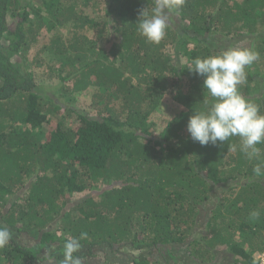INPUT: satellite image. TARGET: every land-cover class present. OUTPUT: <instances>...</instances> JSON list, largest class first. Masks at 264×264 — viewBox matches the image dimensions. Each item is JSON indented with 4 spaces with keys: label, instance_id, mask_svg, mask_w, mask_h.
<instances>
[{
    "label": "trees",
    "instance_id": "obj_1",
    "mask_svg": "<svg viewBox=\"0 0 264 264\" xmlns=\"http://www.w3.org/2000/svg\"><path fill=\"white\" fill-rule=\"evenodd\" d=\"M154 2L0 0V226L12 233L0 264H64L70 238L81 264H214L223 251L259 264L264 144L249 160L239 137L194 142L189 117L214 98L187 69L249 41L259 58L238 88L264 115V0H184L156 44L136 24Z\"/></svg>",
    "mask_w": 264,
    "mask_h": 264
},
{
    "label": "clouds",
    "instance_id": "obj_2",
    "mask_svg": "<svg viewBox=\"0 0 264 264\" xmlns=\"http://www.w3.org/2000/svg\"><path fill=\"white\" fill-rule=\"evenodd\" d=\"M183 3L184 0H155L150 16L145 8L141 9L136 23L139 34L149 43H159L166 34L165 10H178ZM258 58L259 54L250 49L229 48L217 55L192 61L187 70L204 78L202 87L214 98V103L206 111H193L189 117L187 131L194 142L201 146H215L235 136L240 139V151L249 160L259 158L261 148L257 145L264 144V115L260 114L259 106L242 96L238 88L246 80V66ZM230 147L235 151L234 145ZM262 166L257 164L253 168L255 176L262 174ZM250 216L257 218L259 213L254 211ZM86 235L82 233L81 238ZM11 238L10 230L0 226V248L7 246ZM80 248L78 239H68L64 244V264H81L80 258L74 255Z\"/></svg>",
    "mask_w": 264,
    "mask_h": 264
},
{
    "label": "rangeland",
    "instance_id": "obj_3",
    "mask_svg": "<svg viewBox=\"0 0 264 264\" xmlns=\"http://www.w3.org/2000/svg\"><path fill=\"white\" fill-rule=\"evenodd\" d=\"M63 29H61V30H59V33L60 34H62V36H64V39L65 38H67L69 35H68V31L67 30H63ZM53 34H55V33H53ZM52 35V34H51ZM71 36V35H70ZM48 40H45V42H47ZM39 43H44V41L43 40H41ZM244 43V46H245V48L246 47H249L250 46V48H252V44L249 42V41H245V42H243ZM33 55H34V50L32 49V51L30 52V55H29V57H30V59H29V61H28V64L29 65H33V66H30L32 69L36 66V64H37V62L36 63H34V57H33ZM45 57V62H50L51 61V59H54L55 61H57V57L56 56H53L51 53H47V55L46 56H44ZM43 58V57H42ZM57 63H58V61H57ZM36 69H38L39 70V72L38 73H40V72H42V70H41V68L40 67H37ZM48 71V70H47ZM47 71L45 72V73H47ZM51 79V81H49ZM52 79H53V76H51L49 79H47V81H46V85H48V87L47 88H51L52 87V90H51V92L52 91H54L55 89H54V85H55V83H54V85H52V84H49V83H51L52 82ZM49 81V82H48ZM79 99H80V102H79V106L80 107H82V108H84L85 106H86V102H88L89 101V97L86 95L85 97L84 96H81V97H78ZM167 109V111H164V109L163 110H159V113L156 115V117L154 118V121H158V125H163L164 123H165V121L166 120H168L174 113H175V108H173V107H169V108H166ZM162 121V122H161ZM161 122V123H160ZM204 215V214H203ZM201 219H202V217H201ZM200 219V221L201 222H199V224H198V229H197V232L195 233V236L196 237H199V235H205V221H206V216L204 215L203 216V219L201 220ZM205 219V220H204ZM193 238V237H192ZM185 251V249H182L181 250V253H183ZM221 254H223V256H224V258L222 259V260H218V261H216L214 264H234V262H233V258H234V256L232 255V254H230V253H225V251H223ZM259 253H257V254H255V255H258Z\"/></svg>",
    "mask_w": 264,
    "mask_h": 264
},
{
    "label": "built area",
    "instance_id": "obj_4",
    "mask_svg": "<svg viewBox=\"0 0 264 264\" xmlns=\"http://www.w3.org/2000/svg\"><path fill=\"white\" fill-rule=\"evenodd\" d=\"M257 261L259 262V264H264V252L260 253L258 256H257Z\"/></svg>",
    "mask_w": 264,
    "mask_h": 264
}]
</instances>
